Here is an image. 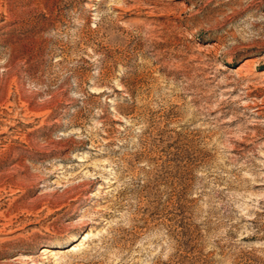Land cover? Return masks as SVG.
Wrapping results in <instances>:
<instances>
[{"label":"rangeland","instance_id":"1","mask_svg":"<svg viewBox=\"0 0 264 264\" xmlns=\"http://www.w3.org/2000/svg\"><path fill=\"white\" fill-rule=\"evenodd\" d=\"M0 264H264V0H0Z\"/></svg>","mask_w":264,"mask_h":264},{"label":"bare ground","instance_id":"2","mask_svg":"<svg viewBox=\"0 0 264 264\" xmlns=\"http://www.w3.org/2000/svg\"><path fill=\"white\" fill-rule=\"evenodd\" d=\"M260 108V107H259ZM263 109V108H262ZM6 130V129H5ZM41 253L43 255H46V256H51V257H54L56 256L55 254V251L53 249H51L50 247H47V248H43Z\"/></svg>","mask_w":264,"mask_h":264}]
</instances>
